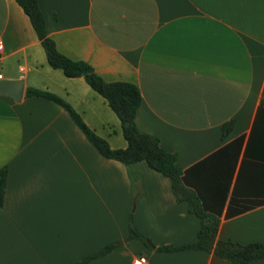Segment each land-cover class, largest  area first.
I'll use <instances>...</instances> for the list:
<instances>
[{"label": "crops", "instance_id": "1", "mask_svg": "<svg viewBox=\"0 0 264 264\" xmlns=\"http://www.w3.org/2000/svg\"><path fill=\"white\" fill-rule=\"evenodd\" d=\"M39 6L61 54L90 64L107 83L138 87L139 131L177 154L180 168L244 138L216 209L217 240L264 244V162L245 157L264 113V0H39ZM0 74L25 82L20 102L0 95V170L8 169L0 264H133L141 257L146 264H232L214 253L159 251L195 243L201 228L171 180L144 161L105 158L62 106L26 97L28 88L53 93L111 148L128 146L106 99L84 78L49 65L15 0H0ZM231 120L234 130L222 140ZM203 193L210 204L214 192ZM234 200L260 204L228 218ZM131 218L149 242L130 239ZM110 245H116L110 253L84 262Z\"/></svg>", "mask_w": 264, "mask_h": 264}, {"label": "trees", "instance_id": "2", "mask_svg": "<svg viewBox=\"0 0 264 264\" xmlns=\"http://www.w3.org/2000/svg\"><path fill=\"white\" fill-rule=\"evenodd\" d=\"M29 17L32 27L41 42L49 65L53 69L63 71L68 78H84L88 85L108 102L121 122L124 138L128 146L126 149H113L108 141L98 136L84 122L82 117L72 106L61 97L34 88L26 90V97H39L62 106L74 120L76 125L85 134L88 140L96 147L102 156L107 159L116 160L126 165L138 162H146L150 168L168 177L172 182L173 192L179 202H187L190 212L201 221L198 240L180 248L164 246L159 248L162 252H175L186 250H197L206 253H214L217 257L225 259L232 264H250L264 258V244L251 243L242 245L232 241H218L217 235L220 227L222 212L216 210L221 207L228 191L230 174L233 172L243 137L225 145L218 152L198 163L193 168L184 170L178 166L177 154L170 153L162 148L160 140L149 134L139 131L136 118L143 99L138 87L127 82L107 83L94 68L82 61H74L61 54L52 38L48 36L46 19L39 6V0H15ZM261 107H264V100ZM262 118L250 135L245 157L264 162V113ZM235 121L231 120L222 127L221 138L226 140L233 132ZM195 172V180L189 179V174ZM8 182V169L0 170V206H3L6 198ZM203 189L214 192L211 203L207 202ZM260 203L238 206L234 200L229 208L227 217L231 218L254 207ZM130 239H137L144 243L149 239L140 233L133 225L131 218ZM116 245H110L99 253L85 258L84 262L91 261L110 253Z\"/></svg>", "mask_w": 264, "mask_h": 264}, {"label": "water", "instance_id": "3", "mask_svg": "<svg viewBox=\"0 0 264 264\" xmlns=\"http://www.w3.org/2000/svg\"><path fill=\"white\" fill-rule=\"evenodd\" d=\"M25 93V82L22 79H0V95L20 102ZM151 246L150 243H148Z\"/></svg>", "mask_w": 264, "mask_h": 264}, {"label": "built area", "instance_id": "4", "mask_svg": "<svg viewBox=\"0 0 264 264\" xmlns=\"http://www.w3.org/2000/svg\"><path fill=\"white\" fill-rule=\"evenodd\" d=\"M0 79H2V75L0 74ZM147 263V259L146 258H135L133 260V264H146Z\"/></svg>", "mask_w": 264, "mask_h": 264}]
</instances>
